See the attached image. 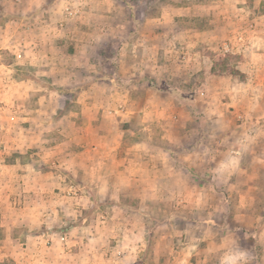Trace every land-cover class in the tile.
I'll return each instance as SVG.
<instances>
[{
	"label": "rangeland",
	"instance_id": "rangeland-1",
	"mask_svg": "<svg viewBox=\"0 0 264 264\" xmlns=\"http://www.w3.org/2000/svg\"><path fill=\"white\" fill-rule=\"evenodd\" d=\"M96 1L0 0V264L27 263L34 249L43 246L52 248L51 262L75 253L78 264H115L116 256L112 261L108 257L114 249L129 251L126 264H172L178 256L168 247L177 249L180 243L167 240V233L183 229L188 211L196 208L198 191L211 181L221 187L229 180L224 172L215 174L219 181L205 175L208 166L223 160L222 138L264 139V53L244 52L251 45L244 14H232L231 6L224 15L207 11L211 0H179L205 8H190L164 35L153 38L147 27L132 30L129 22L126 25L125 6L144 22L173 0H121V11L109 18L103 11L96 14L101 12L95 9ZM65 7L75 12L67 20ZM14 40L31 45L23 47L26 60L10 51ZM36 41L44 47L34 48ZM75 51L78 57L67 56ZM45 54L54 61H38L39 56L48 57ZM89 80L99 84L87 94ZM246 87L260 88L255 100L236 99ZM146 90L152 93L150 98ZM239 101L235 115L225 110L230 103L235 110ZM249 109L255 117L244 114ZM225 113V122L218 121ZM98 138L117 139L116 165L123 188L112 193L90 190L89 203L87 189H63L58 177L70 181L62 175L65 159L72 169L82 170L87 158L70 155L88 154L83 146L97 145ZM200 150L210 155L208 162L188 157ZM138 151L159 157L161 168L155 175L139 169L132 176L133 169L124 168L127 157ZM163 151L171 153L166 163L175 162L177 174L164 166ZM185 164L199 173L187 175ZM239 164L243 163L234 165ZM25 172L30 177L25 178ZM129 173L143 183L123 177ZM256 180L260 188L256 206L262 209L264 172ZM227 192L220 189L217 200L229 194L230 210H235L236 194ZM183 199L187 201L178 205ZM246 224L263 243L264 211L259 222ZM39 235L44 238L33 240ZM256 254L258 260L264 257L258 250Z\"/></svg>",
	"mask_w": 264,
	"mask_h": 264
},
{
	"label": "crops",
	"instance_id": "crops-1",
	"mask_svg": "<svg viewBox=\"0 0 264 264\" xmlns=\"http://www.w3.org/2000/svg\"><path fill=\"white\" fill-rule=\"evenodd\" d=\"M174 2H168L166 3L161 11L157 13L156 16H151L149 18H146L144 22L138 21L140 18H137L135 16V13L133 12L132 8L130 6H125V13L129 15V21H126V25H129L128 22L132 25L133 29H139L142 30L143 27H147L151 30V36L153 38L164 35L167 30V28L173 26L175 24V18L178 17L180 14H186V12L191 8H193V11L196 10H202L205 8L204 4L198 3V2H192L189 1L188 3H181L179 0H173ZM212 2L207 5V11H210L212 9L214 12L218 14H226L225 9L227 7L231 6V12L232 14H244L247 18V28L249 32L251 33V42L250 46L244 47V52H250L256 54L257 51H262L264 53V0H247L250 2L249 5L243 6L241 3H244V0H211ZM121 2V0H98L95 3V9L100 10L101 12H96V14H101L102 11L106 15L105 17L109 18V16L115 15L117 11H121L118 7V3ZM178 2V4H176ZM123 3V1H122ZM240 3V4H239ZM214 4V6H213ZM66 8V7H65ZM64 8V9H65ZM119 8V9H118ZM215 9V10H214ZM221 9L222 11L218 10ZM232 9L236 10L233 11ZM210 13V12H208ZM109 14V15H108ZM64 15V12H63ZM141 20V19H140ZM235 22L232 21V25ZM63 26V24H61ZM121 29V28H120ZM123 30H126V26L122 28ZM49 27H45V31L49 34L50 37L48 41L51 43V35L49 33ZM96 31V30H95ZM25 31L19 32V34L24 33ZM30 34V33H29ZM13 39L16 37V33H13L11 35ZM28 44H18L17 41L14 40V42L11 43L10 51L15 56V58H22L23 60H26L22 56L23 47L26 49L28 48ZM44 47V44L42 42L36 41L34 44V48L39 49ZM55 49L57 47L55 46ZM23 53H26L23 52ZM27 55H29V51H27ZM48 56V54L44 55V57ZM67 56L72 58L78 57L76 54V51L74 53L68 54ZM43 56H39L40 59L38 61H43L45 64L52 63L54 60L53 57H46L43 58ZM28 58V57H27ZM254 58L253 62H254ZM154 59V58H152ZM151 59V60H152ZM255 63V62H254ZM3 66V65H1ZM90 77V76H89ZM214 76H210L212 79ZM90 81V80H89ZM88 81V82H89ZM100 82V81H99ZM99 84V83H98ZM96 82H89L85 93H90V89L93 87L98 86ZM103 85L105 83L103 82ZM139 87H143V85H140ZM144 89V88H143ZM127 92H129V89H126ZM260 88L255 87L253 90L251 88H244L243 91L237 92L236 99L242 98L245 99V101H253L255 99L254 96H257L256 91H259ZM202 90H200L201 92ZM240 91V90H239ZM146 96L147 98H150L152 96V93L148 90H146ZM170 92H168L169 94ZM250 96L252 98H250ZM127 101L136 104L137 102L132 99L130 100L129 97H127ZM241 101V100H240ZM240 101L234 106V109L231 111V103L226 104V111H229L231 115H235L236 112H238L235 107L239 106L241 107ZM252 102H250V105ZM207 111H211L209 109H206ZM249 111H245L244 114L248 115L249 117H255L256 114H249ZM227 118V115L225 113L224 120L218 119V121L225 122V119ZM264 118V116H263ZM231 118L228 119L230 121ZM217 122V120H216ZM93 139V138H92ZM97 139V138H96ZM99 141L97 142V145H92L90 147H85V150L88 151V154L85 153V151H79L73 155H70V157H78L81 160H85L87 158L88 162L85 164V167L80 170L72 169L71 166H68L66 163V159L63 161L62 166V175L70 177V181L67 182V180H60V177H58V173L55 174L58 175L59 178V185L65 188H71L74 189L77 187L85 188L88 190V197L86 201L90 203L91 201V193L90 190L93 189H105L109 193H112V191H116V189H122L123 187L120 185L119 181L121 177H119V171L118 167L116 165L117 163V157H118V151H117V139L111 138L109 141L103 140V138H98ZM83 141H88L89 138H82ZM234 141V142H233ZM223 145H226V149L223 151V160L221 162H218L216 166L211 167L208 166L207 169H205V175L206 172L208 175H212V178H215V174L220 175L222 172L223 175L226 174V176H229L227 181H225V184H222L220 187V184H218L216 181L213 183L211 181L210 184H207L205 188H202L200 191H198V196L195 198V201L193 202V205H195V209L188 211L191 213L186 215L184 218L185 225L183 229L180 232H175L173 234L167 233V240L173 239L174 241L180 243V246L176 249L175 247H168L171 251V255L177 254V260L175 258V262L172 264H264V257L263 262L262 259L258 260L257 257V250L261 253H264V249L261 250L260 248H257V245H263L264 242L260 243L261 237H257L253 235L252 233L248 232L247 224L246 223H252V222H259L260 216H262V211H264V199L262 202V209L257 208L256 202L259 197L260 188L257 183V176L260 172H264V139L263 138H222ZM232 143H235L232 145ZM88 144V143H87ZM108 149L103 148V146H107ZM103 148V149H101ZM215 150H219L217 146H215ZM146 152H140L133 153L130 156L127 157L128 165L124 168H130L133 169L132 176H137L138 172L140 170H148L150 173H152V176L155 175L156 170H160L161 167H159V157L155 156V154H145ZM158 153V152H155ZM206 152L195 151V153H189L188 157L196 158L199 157L200 159H203L205 162L209 161L210 155L205 154ZM162 154V153H161ZM86 155V156H85ZM146 155V156H145ZM163 161L164 166L166 167L168 165L171 170H173L174 174H177V168L171 160V162L166 163V157L171 158V153L169 151H163ZM74 159V158H73ZM71 160V159H70ZM121 160V159H120ZM237 163H243L239 164V166H236L234 164ZM111 165V167H110ZM100 166V167H99ZM103 166V167H102ZM124 166V164H122ZM138 167L135 169L134 167ZM221 167V168H219ZM103 168V169H102ZM110 168V169H109ZM185 172H187V175L189 174H198L194 168L193 165L185 164V166L182 167ZM140 169V170H139ZM49 172V171H46ZM60 173V172H59ZM25 178L30 177L26 172L23 175ZM100 177L101 179L99 182L96 180V177ZM225 176V177H226ZM231 176V177H230ZM84 179L82 180V178ZM128 180H133L136 182H139L138 179L130 177V173L127 176ZM103 178V179H102ZM217 181H219L220 178H215ZM118 180V181H117ZM60 181H65L66 183L62 184ZM83 181V182H82ZM143 183V182H139ZM182 184V183H181ZM73 185V186H71ZM85 185V186H84ZM223 185H226V187H223ZM46 186V185H42ZM50 187H55V185H50ZM141 186V184H139ZM183 186V185H182ZM93 187V188H92ZM234 191L236 194V204H235V210H230L231 208V201H230V195L227 194V190ZM153 189V187H152ZM220 189H224L227 193L222 195V198L220 201L217 200V192ZM61 196V195H60ZM64 197V196H63ZM184 201L187 200H181L178 205H183ZM216 201L219 206L216 205ZM59 203V201H58ZM199 208H204L202 213H197ZM58 212V211H57ZM246 229V230H245ZM32 237V236H31ZM30 236H25V239H31ZM34 239H40L42 240L44 237L41 235L32 237ZM48 238V237H47ZM10 240L14 241L15 244V235L12 234L10 237ZM41 242V241H40ZM170 242V241H169ZM25 245V243H23ZM0 248V253H1ZM27 249L29 250V247L27 246ZM52 248L43 246L40 248H36L33 251L32 258L28 259L27 263H21V264H78L76 260V254L75 253H65L61 254V259H57L56 262H51L49 260L50 256V250ZM21 250H24V247L21 246ZM133 252L132 250H130ZM113 253L109 254V261L116 260L113 258L116 256L118 263L115 264H126L127 256L129 254L128 250H120L115 252L114 249L112 251ZM118 256V257H117ZM68 257V258H65ZM254 257L257 259L253 260ZM37 258V259H36ZM179 258L180 261H179ZM252 259V260H250ZM70 262V263H69ZM113 263V262H112ZM13 264V263H9ZM15 264V263H14ZM17 264V263H16Z\"/></svg>",
	"mask_w": 264,
	"mask_h": 264
},
{
	"label": "built area",
	"instance_id": "built-area-1",
	"mask_svg": "<svg viewBox=\"0 0 264 264\" xmlns=\"http://www.w3.org/2000/svg\"><path fill=\"white\" fill-rule=\"evenodd\" d=\"M64 11H65V14H64L65 20H67L68 17H71L75 14V12L71 11L68 7H66ZM61 24L62 23H60V26H62Z\"/></svg>",
	"mask_w": 264,
	"mask_h": 264
},
{
	"label": "trees",
	"instance_id": "trees-1",
	"mask_svg": "<svg viewBox=\"0 0 264 264\" xmlns=\"http://www.w3.org/2000/svg\"><path fill=\"white\" fill-rule=\"evenodd\" d=\"M211 72H212L213 74H215L214 66L212 67ZM235 72H236L235 74H237V71H235ZM229 74H233V72H232V73H229Z\"/></svg>",
	"mask_w": 264,
	"mask_h": 264
}]
</instances>
